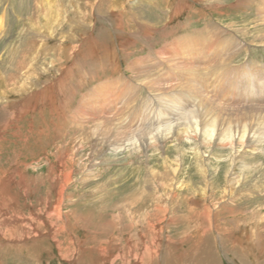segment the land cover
Wrapping results in <instances>:
<instances>
[{"label":"rangeland","instance_id":"374dc122","mask_svg":"<svg viewBox=\"0 0 264 264\" xmlns=\"http://www.w3.org/2000/svg\"><path fill=\"white\" fill-rule=\"evenodd\" d=\"M0 178V264H264V0H0Z\"/></svg>","mask_w":264,"mask_h":264},{"label":"bare ground","instance_id":"6f19581e","mask_svg":"<svg viewBox=\"0 0 264 264\" xmlns=\"http://www.w3.org/2000/svg\"><path fill=\"white\" fill-rule=\"evenodd\" d=\"M56 8V7H55ZM175 12V11H174ZM176 13V12H175ZM49 17H52V16H49ZM55 20V19H54ZM128 24V23H127ZM142 31V34L143 35H145V36H151V27L150 26H148L147 28H143V30H141ZM86 56H87V54H86ZM39 65V64H38ZM44 65V64H43ZM28 68V67H27ZM49 69V68H48ZM45 74V73H44ZM38 77V76H37ZM7 80V79H6ZM28 80V79H27ZM46 80V79H45ZM18 92V91H17ZM36 93V92H35ZM46 93V92H45ZM39 95V94H38ZM44 95V94H43ZM32 96H30V98H31ZM33 98V97H32ZM42 98V97H41ZM23 99V98H22ZM27 99V98H26ZM43 99V98H42ZM31 100V99H30ZM27 101V100H26ZM37 102V101H36ZM26 104H28V103H26ZM25 105V104H24ZM3 108V107H2ZM188 111H190V110H188ZM8 115V114H7ZM188 115H189V113H188ZM190 116V115H189ZM189 116H188V119H189ZM8 119V118H7ZM186 119V118H185ZM192 120V119H191ZM194 120H196V119H194ZM196 122V121H195ZM197 125V124H196ZM195 128H197V127H195ZM243 133V132H242ZM154 134V133H153ZM230 133H228V135H229ZM261 138V140L263 139L262 137H260ZM207 140H208V138H207ZM259 141V140H258ZM17 167V166H16ZM18 168V167H17ZM14 169V168H13ZM9 171V170H8ZM11 171V170H10ZM15 172V171H14ZM17 172V171H16ZM19 172H20V169H19ZM178 173V172H177ZM10 174V173H9ZM8 174V175H9ZM69 175H70V173H69ZM10 176V175H9ZM13 176V175H12ZM4 177V176H3ZM11 177V176H10ZM9 177V178H10ZM6 178V177H5ZM1 179V178H0ZM7 179H8V177H7ZM12 179V178H11ZM10 181V180H9ZM183 182V181H182ZM2 184L0 185V195L2 194V196H3V194H4V192H5V190H6V186H8V182H7V180H4L3 182H1ZM64 183V182H63ZM13 185H14V183H13ZM24 185V184H23ZM58 187V189H61V187H62V185H58L57 186ZM57 187H56V189H57ZM212 187V186H211ZM24 188V187H23ZM176 188L178 189V186H176ZM182 188V187H181ZM63 189H61V191H62ZM57 192H59V191H57ZM6 194H8V192L6 191L5 192ZM60 193V192H59ZM180 193V192H179ZM189 193V192H188ZM6 194H4V195H6ZM10 195H12V194H10ZM175 196H177V195H175ZM179 196V195H178ZM12 197V196H11ZM59 197H61V196H59ZM180 197V196H179ZM10 198V197H9ZM7 199V198H6ZM11 199V198H10ZM9 199V200H10ZM59 200H58V202L61 200L60 198H58ZM183 199H185V198H183ZM2 200V199H1ZM0 200V201H1ZM177 203H178V201H176ZM179 204H181V203H179ZM52 206V205H51ZM202 208H207V206L206 205H202ZM52 210L54 211V212H56V213H59L60 212V206H57V203L56 204H54L53 206H52ZM38 211V210H37ZM8 214V213H7ZM39 215H40V213H39ZM52 215V214H51ZM1 216V215H0ZM12 216H14V215H12ZM20 215H17L16 214V216L15 217H19ZM49 216V215H48ZM47 217V216H46ZM75 217V216H74ZM80 217V216H79ZM5 218V217H4ZM20 218V217H19ZM71 219V218H70ZM7 221H6V223L7 224H9L10 222L12 223V221H10V218H7L6 219ZM38 220V219H37ZM42 221H43V219H41ZM48 221V220H47ZM55 221V220H54ZM71 221V220H70ZM70 221H68L67 220V224H71V222ZM27 222V221H26ZM65 222V221H64ZM23 222L22 221H20V222H18L17 224H16V226L17 225H19V226H21V228H23V229H26L27 228V230L29 229V227H25L24 226V224H22ZM42 223V222H41ZM66 223H65V225H66ZM31 224V223H30ZM33 225V224H32ZM40 225V224H39ZM51 225V224H50ZM24 226V227H23ZM29 226V225H28ZM35 226V225H34ZM71 226V225H70ZM41 227V226H40ZM200 227V226H199ZM71 228H73L72 226H71ZM162 228V227H161ZM52 229V228H51ZM67 229H69V227H67ZM197 229H198V227H197ZM200 230H202V229H200ZM27 233V232H26ZM43 233V232H42ZM62 233V232H61ZM199 234H198V237H200L201 235H202V233H201V231L200 232H198ZM3 234V233H2ZM71 234V233H70ZM71 235H73V234H71ZM37 236V235H36ZM41 236V235H40ZM54 236V235H53ZM103 236V235H102ZM71 237V236H70ZM74 237V236H73ZM76 238V237H75ZM74 238V239H75ZM111 238H113V237H111ZM53 239H55V237L53 238ZM73 239V238H72ZM71 239V241H73ZM211 239V238H210ZM17 240V239H16ZM114 240V238L113 239H111V240H109V244H108V246H110V243L112 242ZM205 240V239H204ZM56 241V240H55ZM59 241H61V240H58V242ZM65 242H66V240H64ZM67 241H68V238H67ZM70 241V240H69ZM70 241V242H71ZM199 241V240H198ZM107 242V241H106ZM194 242V241H193ZM195 243V242H194ZM70 244V243H69ZM205 244H203L202 243V245H200L201 246V248H199V249H193V252H195L194 254L193 253H190L189 254V258H188V260L190 261V263H194V264H211L213 261H212V254L210 253V250H209V248L206 246H204ZM83 245H79V247H82ZM86 246V245H85ZM97 247H99L98 248V251H99V254L100 255H104L105 253H106V251H110V252H112V250H113V248L112 249H110V248H104V247H100V245L98 246L97 245ZM111 247V246H110ZM68 248V247H67ZM88 248V247H87ZM86 247H82L81 248V250H79L80 252H81V255H82V253L85 251V249H87ZM192 248V247H191ZM80 249V248H79ZM95 251H97V249L95 250ZM202 251V252H201ZM155 252V251H154ZM107 254V253H106ZM195 254H196V256H195ZM108 255V254H107ZM91 256V255H90ZM179 256H182V253L181 252H179ZM215 256V255H214ZM109 257V256H108ZM195 257H196V259H195ZM216 257V256H215ZM89 258H91V257H89ZM99 258V257H98ZM105 258H106V256H105ZM213 259H214V257H213ZM264 260V259H263ZM193 261V262H192ZM195 261V262H194ZM211 262V263H210ZM78 263V262H77ZM105 263V262H104ZM189 263V264H190ZM182 264V263H181Z\"/></svg>","mask_w":264,"mask_h":264}]
</instances>
